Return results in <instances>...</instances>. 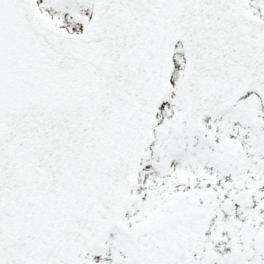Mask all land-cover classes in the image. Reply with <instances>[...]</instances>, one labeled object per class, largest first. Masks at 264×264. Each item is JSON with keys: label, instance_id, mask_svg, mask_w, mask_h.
Instances as JSON below:
<instances>
[{"label": "snow or ice", "instance_id": "1", "mask_svg": "<svg viewBox=\"0 0 264 264\" xmlns=\"http://www.w3.org/2000/svg\"><path fill=\"white\" fill-rule=\"evenodd\" d=\"M0 264H264V0H0Z\"/></svg>", "mask_w": 264, "mask_h": 264}]
</instances>
